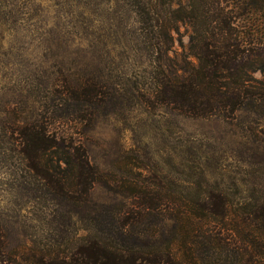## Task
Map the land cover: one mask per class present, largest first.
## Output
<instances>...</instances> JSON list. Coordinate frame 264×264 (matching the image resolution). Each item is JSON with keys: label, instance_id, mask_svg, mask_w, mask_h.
<instances>
[{"label": "rangeland", "instance_id": "obj_1", "mask_svg": "<svg viewBox=\"0 0 264 264\" xmlns=\"http://www.w3.org/2000/svg\"><path fill=\"white\" fill-rule=\"evenodd\" d=\"M135 20L122 0H0V226L12 264H22L24 248L95 231L81 216L123 212L139 187L184 199L211 189L233 203L264 195V107L248 103L232 120L149 107L140 94L153 90L155 55ZM178 31L186 47L189 27L179 23ZM85 78L98 83V103L63 127L80 138L97 176L87 205L75 208L30 177L10 132L71 111L60 93ZM158 219L145 216L132 228L156 229ZM174 226L165 221L152 239L178 238Z\"/></svg>", "mask_w": 264, "mask_h": 264}, {"label": "trees", "instance_id": "obj_2", "mask_svg": "<svg viewBox=\"0 0 264 264\" xmlns=\"http://www.w3.org/2000/svg\"><path fill=\"white\" fill-rule=\"evenodd\" d=\"M122 1L155 55L153 90L140 94L149 107L225 120L248 103L264 107V0ZM179 23L189 27L186 47L175 36ZM90 80L60 93L73 103L71 111L54 121L44 117L13 124L10 132L30 177L55 200L75 208L87 205L97 173L80 138L63 124L77 122L98 103V83ZM135 195L123 212L83 214L82 220L96 223L95 231L83 228L64 244L22 249V264H264V195L244 203L211 189L185 199L143 187ZM148 215L159 218L156 229L133 230ZM165 221H173L180 235L157 243L152 238L155 230L163 235ZM12 262L0 226V264Z\"/></svg>", "mask_w": 264, "mask_h": 264}]
</instances>
